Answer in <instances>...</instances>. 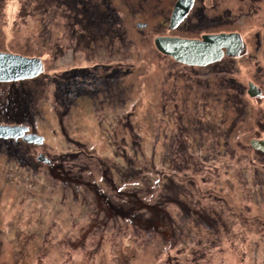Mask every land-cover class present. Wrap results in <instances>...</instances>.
Returning a JSON list of instances; mask_svg holds the SVG:
<instances>
[{"label":"rangeland","instance_id":"obj_1","mask_svg":"<svg viewBox=\"0 0 264 264\" xmlns=\"http://www.w3.org/2000/svg\"><path fill=\"white\" fill-rule=\"evenodd\" d=\"M64 1L0 0V50L44 62L13 87L0 81L14 95L0 120L43 136H0V264H264V151L250 144L264 138V86L237 85L264 82V11L203 0L209 16H230L201 28L190 15L171 29L173 0H114V14L101 12L116 20L96 32ZM203 30L242 34L237 84L227 55L191 65L155 44ZM82 65L104 78L66 72Z\"/></svg>","mask_w":264,"mask_h":264},{"label":"water","instance_id":"obj_2","mask_svg":"<svg viewBox=\"0 0 264 264\" xmlns=\"http://www.w3.org/2000/svg\"><path fill=\"white\" fill-rule=\"evenodd\" d=\"M192 0H178L172 13L171 25L177 24L188 11ZM139 26L144 24L139 23ZM157 48L172 55L177 60L188 64H207L219 53H223L221 46L225 45V52L232 53L233 47L242 45V39L238 32H214L204 33L201 38H188L180 36L155 37ZM43 70V60L39 56L25 55L22 53L0 50V81H15L31 78ZM251 86L254 85L251 83ZM28 129L24 124L0 123V136H21L27 141L42 142L43 136L36 132H25ZM250 144L264 151V138H251ZM39 159L46 157L42 153Z\"/></svg>","mask_w":264,"mask_h":264},{"label":"flooded vegetation","instance_id":"obj_3","mask_svg":"<svg viewBox=\"0 0 264 264\" xmlns=\"http://www.w3.org/2000/svg\"><path fill=\"white\" fill-rule=\"evenodd\" d=\"M177 1L178 0H173V2H172L173 3V7L172 8L175 7ZM121 2H122L123 6L125 8H129V7L133 8L134 7L132 2H130L129 0H122ZM142 2L146 3L148 5L151 4V0H142ZM203 3H204L203 0H192L191 6L188 9V14L185 15L181 19L182 22L184 20L187 21L189 19L190 15H193V17H195V19L198 22V24H201V28H202V27H205L204 25L209 24L208 22H211V23L213 22L215 25H219L218 22H215L216 20H220L223 15L228 16V17L230 16V13H231L230 9L226 10V11H223V13H218V14L216 13V14H213V15L209 16L207 14L208 12H207L206 5H203ZM62 4H64V8L70 9L71 13H72L73 9L79 10L78 13L73 14V16L75 17L73 19V21L77 22L79 24L82 23V25L84 26L85 29H89V27H91L93 25L92 20H89V19L86 18L87 17L86 14H88L90 17L95 16V23H96V26H97V32L101 28V24L100 23L104 22V15L105 14H104V12H101V11L102 10H106V11L111 10V12H112L113 10H115V9L120 7L119 5H117V4L115 5L114 4V0H68V1H64ZM154 4L156 5L157 8H161L162 9L164 7V5H163L161 0H155ZM263 4H264V0H246V16L253 17L255 15H258L259 11H264ZM152 7H154V6H152ZM115 14H117V13H115ZM262 15H263V18H264V13ZM78 16L81 19H79ZM138 23H137V25H138ZM141 24H144L143 26H139L141 28L145 27V25H146L145 23H141ZM170 24L168 26L171 28ZM262 25L264 27V19H262ZM119 27H120V23H119ZM232 31L239 32L237 30H230V31H224V32H232ZM214 32H221V30L220 31H211V30H206L205 31V30H203V31L200 32V35L202 33L204 34V33H214ZM173 35L174 34H158L155 37H157V36H173ZM240 35H241V38H242V41H243V45H242L241 50L238 51V52L235 51L234 54H230V55L229 54H224V55H227V57L229 58V61L231 63V67H230V72L232 74V78L231 79L234 81L235 84H237V79H236V77L233 74H234V71H235V67L237 66L238 58L241 59V56L247 50L246 41L243 38L241 33H240ZM195 38H200V37H195ZM263 38H264V31H263ZM255 45H256L257 48H259V46L261 45V36H260L259 32H256V34H255ZM220 61L221 60L216 61L214 63H218ZM251 83L254 85V87H250ZM12 85L13 84H11V86ZM237 85H238L239 88H241L242 92L243 91H247L249 93V89H250L252 92H254V94L256 92V93H259V94H256V95H260L262 93V91H263L262 88L264 86V82H262V83H257V82L254 83L253 80L251 79V80H248V82L246 84H242L241 83V84H237ZM49 162L51 163L50 160H49ZM49 166L52 167V170H53V167H56V163L54 162V160H53V164L52 165L49 164ZM68 176L69 175L65 172V176L62 178L63 181L64 180L67 181L68 179H71ZM73 181L76 182L77 179L74 180V178H73Z\"/></svg>","mask_w":264,"mask_h":264},{"label":"trees","instance_id":"obj_4","mask_svg":"<svg viewBox=\"0 0 264 264\" xmlns=\"http://www.w3.org/2000/svg\"><path fill=\"white\" fill-rule=\"evenodd\" d=\"M86 15H87L86 18L89 19V20H92V23H93V25L91 27H89V28H92L93 30H95L97 32V26H96V23H95V16L90 17L88 14H86ZM115 18L116 17H114L111 14V12H110L107 17H106V15H104V22L106 21L107 24L111 25L113 23V21L116 20ZM87 30L89 31L90 29H87ZM115 32H117V31H115ZM90 33H91L90 34L91 36H94V33L95 32L90 31ZM96 70H98V67H73V68H70V70H68L66 72H69L70 74H73L74 76H76L77 73H80V74H82V73H88V75H90L94 80L95 79L96 80H102L104 78L103 74H98V71H96ZM20 81H22V80H20ZM13 86H14V83H13L12 87ZM68 89H72V88H70V86H67L66 87V92L67 93L74 94V95H72L74 97H77L82 92L81 88L80 89H76L74 91V93L72 92V90H68ZM57 92H58V81L56 79V97L59 96ZM61 92H63V94H65V92L63 90ZM13 98H14L13 88L9 92H6L5 95L4 94H2V95L0 94V102L2 104V107L1 108L5 110V113H6L7 109L10 108V103L12 102ZM59 98H60V96H59ZM70 104H71L70 99H67L66 102L63 105H65L66 107H68ZM18 120L19 121H23L21 118L14 117V121H18Z\"/></svg>","mask_w":264,"mask_h":264},{"label":"bare ground","instance_id":"obj_5","mask_svg":"<svg viewBox=\"0 0 264 264\" xmlns=\"http://www.w3.org/2000/svg\"><path fill=\"white\" fill-rule=\"evenodd\" d=\"M178 2V1H177ZM174 11V10H173ZM188 14V11H186L185 12V15H187ZM184 15V16H185ZM182 20H180L177 24H174V26H172L171 24V28H174V27H176L180 22H181ZM239 33V32H238ZM239 35H240V33H239ZM181 37V36H180ZM202 37V36H201ZM200 37V38H201ZM240 37H241V35H240ZM188 38H190V37H188ZM242 39V38H241ZM242 45H243V41H242ZM242 45L240 46V45H237V46H235V47H233L232 48V50H235V51H240L241 50V48H242ZM221 49H223V53H222V55H221V53H219L215 58H213L212 60H210V62L209 63H214V62H216V61H219V60H221L222 58H223V56H224V54H234L235 53V51L234 52H232V53H226L225 52V45L224 46H221ZM161 50V49H160ZM162 52H164V53H166L165 51H163V50H161ZM172 56V55H171ZM176 59V58H175ZM177 60V59H176ZM188 64V63H187ZM208 64V63H207ZM191 65H206V64H191ZM250 87H252L251 85H250ZM254 87V86H253ZM249 93L251 94V95H256V94H259V93H256L255 92V94H254V92H252L250 89H249ZM125 133V132H124ZM255 148V147H254ZM258 149V148H257ZM260 150V149H259ZM262 151V150H261Z\"/></svg>","mask_w":264,"mask_h":264},{"label":"clouds","instance_id":"obj_6","mask_svg":"<svg viewBox=\"0 0 264 264\" xmlns=\"http://www.w3.org/2000/svg\"><path fill=\"white\" fill-rule=\"evenodd\" d=\"M44 63V62H43ZM32 78V77H31ZM22 80V79H20ZM10 85L14 83V81H9ZM0 123H5V122H2V120L0 121Z\"/></svg>","mask_w":264,"mask_h":264}]
</instances>
